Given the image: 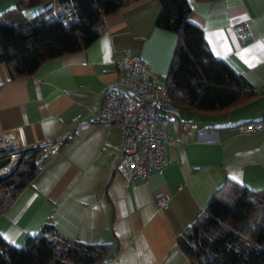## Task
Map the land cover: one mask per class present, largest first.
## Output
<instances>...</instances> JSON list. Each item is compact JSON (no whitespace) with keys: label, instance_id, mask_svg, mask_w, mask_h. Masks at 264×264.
<instances>
[{"label":"crops","instance_id":"obj_1","mask_svg":"<svg viewBox=\"0 0 264 264\" xmlns=\"http://www.w3.org/2000/svg\"><path fill=\"white\" fill-rule=\"evenodd\" d=\"M189 20L204 32L213 55L245 76L259 95L218 113L173 108L169 164L147 180L125 184L116 170L119 131L93 122L116 81L121 56L144 59L156 80L166 76L178 36L157 26L159 0H139L103 19L104 31L85 49L42 63L10 79L0 64V133L16 131L23 148L71 133L0 215V236L20 246L46 223L70 240L109 243L106 264H191L178 237L215 190L233 180L264 189V0H188ZM54 11L52 0H0V22ZM244 23L240 42L233 26ZM190 124L189 127H185ZM168 199L158 210L154 200Z\"/></svg>","mask_w":264,"mask_h":264},{"label":"trees","instance_id":"obj_2","mask_svg":"<svg viewBox=\"0 0 264 264\" xmlns=\"http://www.w3.org/2000/svg\"><path fill=\"white\" fill-rule=\"evenodd\" d=\"M139 0H52L54 11L0 22V64L9 78L28 77L51 59L85 49L103 33V19ZM159 28L178 36L166 85L173 108L218 113L259 92L225 60L213 55L203 30L189 20L188 0H159ZM239 127V126H238ZM38 147L23 148L18 164L0 175V215L39 171ZM191 264H264V189L226 180L201 214L178 237ZM109 243L70 240L51 224L20 246L0 236V264H106Z\"/></svg>","mask_w":264,"mask_h":264},{"label":"built area","instance_id":"obj_3","mask_svg":"<svg viewBox=\"0 0 264 264\" xmlns=\"http://www.w3.org/2000/svg\"><path fill=\"white\" fill-rule=\"evenodd\" d=\"M233 31L240 42L248 37L244 23L234 25ZM115 66L116 81L106 93L93 122L118 128L116 170L125 184H131L147 180L153 172L169 164L166 149L177 144L169 132V123L174 119L173 105L166 76L160 80L153 78L152 69L144 59L123 55ZM189 126L185 125L186 128ZM263 126V121H253L239 126L238 130L251 133L261 130ZM70 134L65 133L51 142L39 144L35 164L41 167ZM22 149L16 131L0 133V160L8 158V162L0 168V175L16 168ZM154 203L161 211L167 208L168 199L157 197Z\"/></svg>","mask_w":264,"mask_h":264},{"label":"water","instance_id":"obj_4","mask_svg":"<svg viewBox=\"0 0 264 264\" xmlns=\"http://www.w3.org/2000/svg\"><path fill=\"white\" fill-rule=\"evenodd\" d=\"M7 162H8V158H3L2 160H0V168L3 167Z\"/></svg>","mask_w":264,"mask_h":264}]
</instances>
